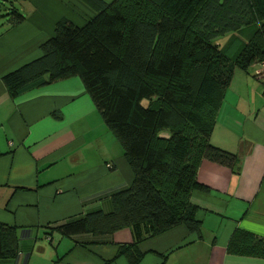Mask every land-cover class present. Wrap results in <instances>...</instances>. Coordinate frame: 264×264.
<instances>
[{
	"label": "trees",
	"instance_id": "16d2710c",
	"mask_svg": "<svg viewBox=\"0 0 264 264\" xmlns=\"http://www.w3.org/2000/svg\"><path fill=\"white\" fill-rule=\"evenodd\" d=\"M82 1L97 15L83 27L59 21L41 56L3 83L15 98L32 87L81 80L121 145L133 181L112 195V212L89 213L54 230L74 237L128 228L133 244L118 254L139 264L137 244L146 238L178 225L201 238L190 203L194 190L207 189L197 182L201 162L230 169L237 163L210 136L235 68L247 72L264 62V0ZM23 20L13 11L8 22ZM220 38H226L222 45ZM227 252L264 259V239L236 230ZM16 254L15 229L0 224V261Z\"/></svg>",
	"mask_w": 264,
	"mask_h": 264
},
{
	"label": "crops",
	"instance_id": "0c3cea01",
	"mask_svg": "<svg viewBox=\"0 0 264 264\" xmlns=\"http://www.w3.org/2000/svg\"><path fill=\"white\" fill-rule=\"evenodd\" d=\"M18 1L22 23L0 22V224L15 229L17 237L16 256L0 264H129L118 254L133 244L128 228L74 237L54 230L89 213L112 212V195L133 181L123 152L113 156L118 148L81 80L32 87L15 98L3 83L41 56L40 46L59 21L83 27L97 12L82 0ZM260 66L234 71L217 112L210 142L235 154L237 163L233 169L209 160L199 166L197 182L207 189L194 190L190 203L201 238L184 225L146 238L137 244L139 264H264L263 258L227 252L236 230L264 239Z\"/></svg>",
	"mask_w": 264,
	"mask_h": 264
},
{
	"label": "rangeland",
	"instance_id": "374dc122",
	"mask_svg": "<svg viewBox=\"0 0 264 264\" xmlns=\"http://www.w3.org/2000/svg\"><path fill=\"white\" fill-rule=\"evenodd\" d=\"M0 5H1V9H0V22L5 20L6 22H8L9 18H10V14H12L13 11H19L21 12V7H20V2L18 0H0ZM226 40V38H220L218 39L217 43H219L220 45H222V43ZM235 70H239L238 68H235ZM142 105L144 107L148 106V101L147 100H143ZM103 121V120H102ZM104 123V122H103ZM109 132V131H108ZM110 136L113 138V148L116 147L118 148V151L113 150V156L117 155V153L119 154L120 152H123L121 145L118 143V141L116 140V138L109 132Z\"/></svg>",
	"mask_w": 264,
	"mask_h": 264
},
{
	"label": "built area",
	"instance_id": "2783aa9c",
	"mask_svg": "<svg viewBox=\"0 0 264 264\" xmlns=\"http://www.w3.org/2000/svg\"><path fill=\"white\" fill-rule=\"evenodd\" d=\"M257 77L260 81H264V62L261 64L260 69L257 73Z\"/></svg>",
	"mask_w": 264,
	"mask_h": 264
}]
</instances>
